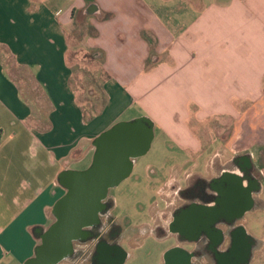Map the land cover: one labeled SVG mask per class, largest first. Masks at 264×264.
I'll use <instances>...</instances> for the list:
<instances>
[{
  "label": "crops",
  "instance_id": "obj_1",
  "mask_svg": "<svg viewBox=\"0 0 264 264\" xmlns=\"http://www.w3.org/2000/svg\"><path fill=\"white\" fill-rule=\"evenodd\" d=\"M131 110L189 152L158 166L167 176L151 228L159 224L163 233L152 235L171 239L157 259L165 264L175 248L196 244H180L171 227L179 190L224 165L206 177L198 164L224 155L213 151L220 147L232 152L227 160L246 154L255 162L239 147L264 146V0H0V264H38L66 193L60 178L83 171L76 164L94 155V141L129 122ZM256 183L261 193L264 182ZM240 225L260 244L244 264H257L264 234ZM122 241L117 264L129 259ZM64 255L48 264H75Z\"/></svg>",
  "mask_w": 264,
  "mask_h": 264
},
{
  "label": "flooded vegetation",
  "instance_id": "obj_2",
  "mask_svg": "<svg viewBox=\"0 0 264 264\" xmlns=\"http://www.w3.org/2000/svg\"><path fill=\"white\" fill-rule=\"evenodd\" d=\"M249 157L242 154L219 166L210 178H195L179 190L171 227L178 231L180 244L187 245L189 238H195L196 244L191 250L175 248L165 264L245 263L259 243L244 234L240 222L262 204L256 183L258 166ZM107 197L97 219L79 229L71 251L62 250L66 259H73L75 264H117L124 257L117 246L126 236V228L110 212L113 206ZM213 223L218 225L216 231L211 228ZM130 231L134 246L145 233H163L159 224L154 228L134 226Z\"/></svg>",
  "mask_w": 264,
  "mask_h": 264
},
{
  "label": "rangeland",
  "instance_id": "obj_3",
  "mask_svg": "<svg viewBox=\"0 0 264 264\" xmlns=\"http://www.w3.org/2000/svg\"><path fill=\"white\" fill-rule=\"evenodd\" d=\"M67 1L68 0H42V2L51 7L52 5L56 6L61 2L66 3ZM61 7L64 8L65 6ZM75 24H77L79 30L81 29L77 36L82 37L84 32L87 31L85 24L80 22ZM76 66L84 67L81 63ZM136 106L137 105H135L134 108H136ZM138 115L139 116L135 117L134 110H131L126 116H124V119H129L125 121H130V119L141 117V114ZM160 133L159 128L156 127L153 132V140L147 153L135 158L133 160L134 165L130 175L122 180L119 185L111 187L108 191V196L114 201L110 212L124 226V228H126V236L122 241V245L129 253V259L125 264H157L160 251L171 243V239L167 238V240L162 241L154 237L152 235L153 233L150 232L147 233V235L150 236L145 235L141 244L134 247L132 246L133 236L130 231L134 226H153L152 211L155 209V206L160 207V204H162L158 196V189L167 176V172L160 171L158 166H163L174 160L177 161V163H181L183 160L187 159V153H189L182 147L176 145L173 141L165 138L164 135L162 136ZM205 147L206 146H204V148ZM225 149L226 148L220 147L213 150L218 154H222V152L225 153L222 156L214 154L212 158L206 159L204 163L207 169L204 167L203 163L198 164L195 168V172H199L201 175L207 177L212 170L216 169L219 163H224V165L229 164L230 159L227 160V158L228 154L232 152L225 151ZM239 150L250 152L254 156V164L258 166V177L264 182V146H246L243 149L239 147ZM219 158L225 160L221 162ZM92 159L93 154L90 153L84 160L76 164V166L81 170L87 169L90 166ZM176 179V184H179L180 186L186 184L181 175ZM164 190L166 198L170 199L173 197L174 194L172 190L170 192V188H165ZM259 197L262 200V204L248 212L242 219L248 231L254 236H261L264 234V232H262L264 231V190L260 193ZM154 200H157L158 204H155ZM255 255L257 264H264V246L261 250L256 251Z\"/></svg>",
  "mask_w": 264,
  "mask_h": 264
},
{
  "label": "water",
  "instance_id": "obj_4",
  "mask_svg": "<svg viewBox=\"0 0 264 264\" xmlns=\"http://www.w3.org/2000/svg\"><path fill=\"white\" fill-rule=\"evenodd\" d=\"M90 12L93 10L89 9ZM152 137V123L139 118L113 125L94 141L91 165L86 170L69 176L64 174L60 178L66 193L56 202V221L32 261L48 264L64 255L63 249L66 253L71 251L79 229L97 219L109 189L130 175L132 159L146 153ZM44 253H48V257L45 258Z\"/></svg>",
  "mask_w": 264,
  "mask_h": 264
},
{
  "label": "trees",
  "instance_id": "obj_5",
  "mask_svg": "<svg viewBox=\"0 0 264 264\" xmlns=\"http://www.w3.org/2000/svg\"><path fill=\"white\" fill-rule=\"evenodd\" d=\"M107 199L110 201L111 206H113V199L111 197H107Z\"/></svg>",
  "mask_w": 264,
  "mask_h": 264
}]
</instances>
